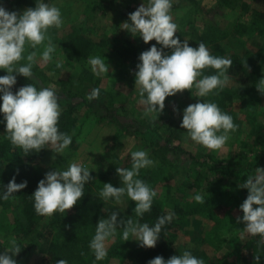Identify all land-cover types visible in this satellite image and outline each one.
<instances>
[{
    "label": "clouds",
    "instance_id": "9594fccd",
    "mask_svg": "<svg viewBox=\"0 0 264 264\" xmlns=\"http://www.w3.org/2000/svg\"><path fill=\"white\" fill-rule=\"evenodd\" d=\"M172 8L173 0H147V4L143 0L129 14L128 20L131 23L125 21L121 24V29L128 31L134 38L139 36L145 44L155 41V44L140 54L135 71V87L139 89V103L144 106L146 116L162 113L166 98L174 97L185 90L190 91L194 97L203 98L218 94L229 83L228 73L233 64L232 60L210 54L203 42L192 47L189 41H181L176 35L178 25L173 21ZM63 24L60 8L45 3L44 0H36L34 8H28L19 14L0 6V70L7 73L0 76V114L3 115L0 123L5 124L6 138L25 155L38 153L42 149L61 154L72 143V137L59 129L61 107L55 90L37 88L33 84L22 86L15 92L12 90L17 84V75L26 79L33 77L32 69L37 53L32 51L25 56L26 45L31 49L42 47L40 59L45 63L51 61L56 46L48 33L53 28L61 29ZM24 60L27 63H21ZM88 65L97 77L110 70L105 57L101 56L90 57ZM56 67L63 68V64L57 62ZM209 69L214 70L215 74L206 75L205 71ZM256 88L264 94V78L260 79ZM99 96L100 89L93 88L87 99L92 101ZM158 116L153 118L157 119ZM180 127L187 130L189 138L196 145L219 151L230 139V134L236 131L237 125L232 116L223 112L216 103L198 101L183 110ZM131 159L130 169H116L123 186L114 187L111 183H104L99 195L104 201L114 200L116 203L126 195L135 202L136 216L142 218L145 213L151 212L157 192L139 178L140 170L152 167L154 161L145 150L132 152ZM92 179L90 170L77 162L71 163L63 171H48L31 195L36 213L47 217L56 213L66 214L67 210L81 201L85 195V185ZM26 187V180L17 183L13 176L0 193V200L7 201ZM240 187L247 189L248 195L240 205L243 216L238 217L237 222L243 223L244 230L253 237H259L258 243L264 244V168L257 167L255 175L248 176ZM194 199L197 203L205 202L202 195H196ZM174 215L170 212L160 216L150 226L131 219L126 222L118 220V213L112 212L110 217L98 221L89 248L96 261L105 260L108 255L107 243L121 224L124 225V241H129L131 236L139 246L155 248L162 228L172 222ZM9 243L10 247L0 252V264H17L14 257L21 252V248L15 239H11ZM258 261L259 257L257 264ZM57 264H67V261L59 260ZM148 264L204 262L191 252L185 251L182 255H174L168 260L157 256Z\"/></svg>",
    "mask_w": 264,
    "mask_h": 264
},
{
    "label": "trees",
    "instance_id": "16d2710c",
    "mask_svg": "<svg viewBox=\"0 0 264 264\" xmlns=\"http://www.w3.org/2000/svg\"><path fill=\"white\" fill-rule=\"evenodd\" d=\"M46 1L44 0V2ZM260 1L259 6L254 7L249 0H217L219 7L229 9L238 5L237 7L244 14L251 16L248 25L237 24L235 26V34L239 37H244L246 34L247 39L257 40L261 46L257 52L249 53L247 50H243L245 52L242 56H227L233 62L228 76L229 78L233 75L236 76L240 84L237 83V86L227 84L218 94L206 97L210 102L216 103L223 112L231 115L233 121L236 117H233L231 108L234 101L239 99L240 94L245 89H242V85L252 83L251 87L256 93V87L259 85L257 82L262 78L259 73L260 65L256 64L258 55H261V50H264V0ZM98 2L101 9L112 10L121 18H128L129 14L137 9L117 4L116 0H106V2L99 0ZM0 6L9 12L15 11L19 14L22 13V6L34 8L36 0H0ZM83 30L78 27L70 32L67 35L68 42L62 45L70 60H86L100 44H109L110 53L114 54L119 64L127 70L130 79H135L136 65L139 63L138 58L142 52L151 47L150 44L139 48L131 40L125 39L120 42L114 38L111 41H101L96 46L87 31L84 30L83 32ZM216 30L214 26L209 24L207 30L201 32L192 30L191 33L188 31L186 34L181 31L179 36L183 37L189 34L190 39L196 41L197 45L203 42L211 50L210 54L223 56L222 43L220 40L218 41L217 36L212 35ZM157 47L160 46L157 45ZM206 71L209 72L207 75L215 74L214 70ZM21 78L26 80L23 76ZM34 84L37 88L43 87L38 81H34ZM95 87L96 84L82 94H72L69 91L57 93L61 107L60 131L71 135L77 127V112L81 108H85L86 118L93 116L97 123L112 126L117 138L132 136L139 142L142 150L148 151L149 158L157 160L158 163L154 170H140L139 176L157 192L152 210L145 213L142 218L137 217L134 212L135 202L129 199L127 211L130 219L134 222L139 221L141 224L147 223L153 226L158 217L170 212L175 214L174 218L171 223L162 228L161 236L155 248L141 247L139 243L133 249L127 248L128 242L122 239V228L116 241L108 248L107 258L103 261H96L89 248V243L95 235L98 221L104 217L103 200L99 192L96 191L99 188L96 186L97 182L92 179L87 183L84 188L85 195L81 201L72 209L67 210L66 214L56 213L51 216L44 226L42 221L45 216L36 213L31 195L35 192L38 182L47 173L40 165V160L51 150L42 149L38 153L32 152L25 155L21 149L13 146L10 140L6 138L5 124L0 123V193L4 191V187L13 176L16 177L17 183L27 181V187L13 194L9 200H0V210H11L13 213L12 228L9 235L11 239L17 241L21 248V252L14 257L16 261L18 262L26 254L31 253L36 247H39V252H41V264H57L59 260H65L67 264H148L157 256L168 260L174 255H182L180 252V234L187 223L196 221L201 228L203 218V220H209L211 224L207 233L202 232L203 237L208 240L207 242L212 243L217 249L225 242L229 249L226 254L220 251L219 254L215 252L210 258H202L204 264H257V257H259L258 264H264V244L258 243L259 237L252 239L249 237L239 246L233 241L235 238H241L240 232L237 231L235 234L230 232L237 225L234 222L237 219L230 213L220 214V212H224V208L220 207L221 203L225 202L223 204L227 205L228 201H220L213 205L212 201L215 200L209 202L211 198L203 196L205 202L197 203L194 197L199 194L196 192L192 193L193 196L189 201L183 203L170 201L168 200L170 187L164 180L162 172L165 169L177 168L182 173L183 186L187 192L204 189L203 192L210 193L214 188H224V184L230 182L232 184L230 188H237L232 190V193L238 199L240 210V205L248 195L247 189L241 188L240 185L246 181L248 176L255 175L257 167L264 168V131L255 135L257 139L255 144L258 148L238 159L228 160L207 154H193L185 150L181 146V140L178 139V135H181L177 129L180 126V120L169 127L168 136L164 137L159 132V128L153 124H138L130 119L124 106L112 105L113 102L110 101L105 102L102 98L104 95L102 91H100L98 99L89 101L87 97ZM241 97L246 99L245 92L242 93ZM247 104L252 107V103ZM0 120H3L2 114H0ZM261 130H264L263 125H261ZM249 138L251 137L249 136ZM259 139L262 142L259 143ZM73 145L74 137L69 147ZM244 146L246 148L249 146V140H245ZM131 165L132 159L130 158L125 164L120 162L118 168L130 169ZM91 176L94 177L95 174H91ZM242 216L243 213L240 210V217ZM198 218H201V221ZM232 225L231 229L229 226ZM1 231H3V227L0 225V252H4L10 247V243H2Z\"/></svg>",
    "mask_w": 264,
    "mask_h": 264
},
{
    "label": "rangeland",
    "instance_id": "374dc122",
    "mask_svg": "<svg viewBox=\"0 0 264 264\" xmlns=\"http://www.w3.org/2000/svg\"><path fill=\"white\" fill-rule=\"evenodd\" d=\"M99 0H47L45 3L54 4L59 7L64 20L63 27L61 29H50L48 36L56 46V51L53 54L51 61L45 63L40 59V55L43 51L42 47L37 49H31L26 45V51L24 53L27 56L30 52L36 51V61L33 64V77L26 79L25 81L20 75H17V84L13 87V92L18 90L20 87L34 84V81L41 83L43 87L52 88L56 93L69 91L72 94H82L84 91L91 88L96 84L95 88H99L104 95L102 96L105 102H113L112 105L124 106L128 111L130 119L138 124L151 123L153 126L159 128V132L167 137L169 133V127L174 124L177 120H180L181 124L183 110L189 104H195L199 102H209L208 98H197L191 95L190 91L185 90L183 93H178L174 97H168L165 100V108L160 114L145 115V108L139 103V89L135 87V79H130V74L127 70L121 66L116 59L115 55L110 53L109 44H100L101 41H111L116 38L118 41L125 39L131 40L136 47L142 48L145 44L139 36L132 37L131 34L121 29L122 23L128 21V18H121L115 14L112 10H105L99 7ZM106 2V0H103ZM254 7H258L260 0H249ZM147 4V0H144ZM117 4H120L129 8H138L143 0H116ZM236 5L234 8L219 7L217 0H173L172 16L173 21L178 25L179 36L181 31L190 32L192 30H198L199 32L207 30L210 25L214 26L217 30L212 35L217 36L218 41L222 43L223 57L238 55L242 56L243 53L257 52L261 46L257 40H249L245 34L244 37L236 36L235 26L237 24L248 25L251 16L244 14ZM29 6H22L21 11H25ZM82 28L86 30L90 35L93 43L98 46L94 53L86 60H70L67 56V52L63 48V44L68 42L67 35L75 30L76 28ZM83 30V32H84ZM181 41H189V45L197 47L196 41H192L187 36H179ZM150 45L155 44V41L149 42ZM167 51V50H165ZM210 53L211 50L209 49ZM261 55H258L256 64L260 65L259 73L264 78V50H261ZM93 56L105 57L106 63L110 66L109 72L103 74L100 77L95 76L88 65V60ZM57 62L63 64V68H57ZM21 63H27L26 60ZM209 72L205 71L207 75ZM7 73L0 70V76L6 75ZM261 78V79H262ZM229 83L237 86L238 79L236 76L229 78ZM258 84L260 83L257 82ZM242 91L245 92V98L240 97L234 101L231 108L234 123L237 125L236 131L230 134V139L222 150L212 151L204 148L203 146L196 145L191 141L187 134V130L177 128L181 135H178V139L181 140V146L197 155H211L215 157H222L226 159H238L249 152L255 150L257 147L256 134H260L261 125L264 126V95L258 90L253 92L252 83L242 85ZM259 86V85H258ZM195 90L193 89V92ZM250 101V102H249ZM247 103H252V107H249ZM178 109L179 111H174ZM159 115V116H158ZM154 116H158L154 119ZM77 127L75 131L70 135L74 137V145L64 150L61 154H55L49 152L45 154L41 160L40 165L45 171L50 170H66L68 166L77 162L83 167L90 170L92 175L95 174L93 180H95L97 192H101L104 187V183H111L114 187L123 186L121 179L117 174V167L125 164L131 158V153L137 150H142L139 142L132 136L117 138L115 129L112 126H108L105 123H97L93 116L86 118V109L81 108L77 114ZM252 135V136H251ZM249 136L251 138H249ZM264 136V133H263ZM245 140H249V146H244ZM259 143L262 142L258 141ZM255 144V145H254ZM249 156V155H248ZM118 158L117 160H115ZM150 159H152L150 157ZM153 160V159H152ZM154 165L144 170H154L157 167V160H153ZM47 169V170H46ZM163 178L170 187V197L168 200L175 202H186L192 198V193L202 196H209L213 205L220 201H228L227 205L221 203L224 212L220 214H232L234 218L240 217V210L238 205V199L236 195L232 193V190L237 188H230L232 185L230 182L224 184V188H214L210 193H205L204 189L186 191L183 186L184 179L182 173L174 168L172 170H163ZM235 195V196H234ZM189 197V198H188ZM103 200V199H102ZM129 198L125 195L122 197L119 203L114 200L104 201L103 200V219L110 217L112 212L118 213V220L127 221L130 219V215L127 211ZM12 217L13 213L11 210H0V225L3 227L1 231L2 243H9L10 229L12 228ZM50 217L45 216L42 224L45 226ZM201 221V218H198ZM202 225L199 228V224L196 221H189L182 233L180 234L181 248L180 252L183 254L185 251H189L194 256H198L201 259L210 258L217 252L220 251L227 253L229 251L227 244L224 242L221 244L219 249L215 248L212 243H208L207 239L203 237L204 234L210 229L211 224L207 219L202 218ZM237 225L233 230L230 231L233 234L240 232L241 238H235L233 241L236 245L242 244L245 240L253 238L245 230L243 223L234 221ZM210 224V225H209ZM233 224V223H232ZM123 224L119 225L116 234L110 238L107 243V249L116 241L118 233L123 228ZM229 232V233H230ZM238 236V235H237ZM229 237V235H227ZM234 238V237H233ZM257 238V237H256ZM134 237H129L127 248H135L138 244L137 241L133 240ZM203 260V259H202ZM17 264H41V252L39 247H36L31 253L26 254L20 259Z\"/></svg>",
    "mask_w": 264,
    "mask_h": 264
}]
</instances>
